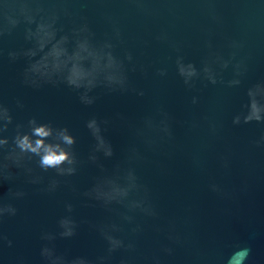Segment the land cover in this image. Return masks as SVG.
<instances>
[{
    "label": "water",
    "instance_id": "1",
    "mask_svg": "<svg viewBox=\"0 0 264 264\" xmlns=\"http://www.w3.org/2000/svg\"><path fill=\"white\" fill-rule=\"evenodd\" d=\"M0 264H264V0H0Z\"/></svg>",
    "mask_w": 264,
    "mask_h": 264
},
{
    "label": "clouds",
    "instance_id": "2",
    "mask_svg": "<svg viewBox=\"0 0 264 264\" xmlns=\"http://www.w3.org/2000/svg\"><path fill=\"white\" fill-rule=\"evenodd\" d=\"M32 135L35 137H39L34 141L29 140L28 136H24L18 140V146L22 150H27L32 153L40 154L41 150L43 151V155L41 156V164L46 167H55L62 164L64 161L68 159L67 154L63 151H60L57 154L56 151H53L50 146L44 144V137L50 135V132L46 131L44 127H36L32 131ZM65 141L67 143H71V140L65 137Z\"/></svg>",
    "mask_w": 264,
    "mask_h": 264
}]
</instances>
